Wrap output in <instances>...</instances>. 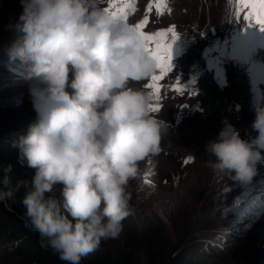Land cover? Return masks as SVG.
<instances>
[{
  "label": "clouds",
  "instance_id": "1",
  "mask_svg": "<svg viewBox=\"0 0 264 264\" xmlns=\"http://www.w3.org/2000/svg\"><path fill=\"white\" fill-rule=\"evenodd\" d=\"M20 34L7 49L28 67L37 119L14 142L34 169L21 200L30 229L65 264H81L116 238L133 214L131 181L159 151L165 121L150 111L158 61L137 28L107 9L109 0H20ZM71 90V91H70ZM249 140L225 122L205 151L210 166L243 185L264 163V106H256ZM11 165L0 201L11 198ZM60 186L59 198L52 195ZM8 189V190H5Z\"/></svg>",
  "mask_w": 264,
  "mask_h": 264
},
{
  "label": "rangeland",
  "instance_id": "2",
  "mask_svg": "<svg viewBox=\"0 0 264 264\" xmlns=\"http://www.w3.org/2000/svg\"><path fill=\"white\" fill-rule=\"evenodd\" d=\"M154 3L133 0L134 10L128 12L127 22L135 25L147 20L146 34L175 26L178 39L173 41L170 34L167 39L173 65L159 87L176 82L174 88L181 91L167 94L164 105L145 86L151 79L130 82L132 87L151 91L150 105L159 106L152 114L166 124L159 151L140 162L138 178L129 185L133 214L123 221L118 237L103 240L85 259L111 252L131 253L141 261L154 248V238L160 236L167 241L164 254L177 249L197 253L204 264H264V163L257 165L251 182L243 185L216 172L209 163L214 157L205 151L225 122L244 140L256 135L251 124L255 107L264 106V77L259 75L264 68L255 75H244L239 66L242 60L232 50L247 38L259 54L246 67L264 66V31L254 21L243 19L237 28L226 25L219 29L215 22H208L195 34L194 30L189 32L183 18L170 14L168 6L162 14L157 13ZM13 7V0H0V156L10 159L31 182L35 170L20 162L19 151L13 147L37 119L29 93L28 67L10 60L7 54L20 35L17 16L10 15ZM231 18L230 11L226 20ZM202 50L222 64L221 70L200 64ZM59 194L57 185L52 195L59 198Z\"/></svg>",
  "mask_w": 264,
  "mask_h": 264
},
{
  "label": "trees",
  "instance_id": "3",
  "mask_svg": "<svg viewBox=\"0 0 264 264\" xmlns=\"http://www.w3.org/2000/svg\"><path fill=\"white\" fill-rule=\"evenodd\" d=\"M11 165L8 174V189L13 193L11 198L0 201V264H65L47 247L44 240L30 229L25 217V208L21 203L26 189L22 170L18 169L8 158L0 156V179L5 175L4 168ZM30 183V182H28ZM2 187V186H0ZM5 189V190H8ZM165 237L156 236L154 248L145 259L139 261L131 253L107 252L81 260V264H204L205 260L196 257L195 252L181 253L171 249L163 253L167 241ZM157 242V244H156Z\"/></svg>",
  "mask_w": 264,
  "mask_h": 264
},
{
  "label": "bare ground",
  "instance_id": "4",
  "mask_svg": "<svg viewBox=\"0 0 264 264\" xmlns=\"http://www.w3.org/2000/svg\"><path fill=\"white\" fill-rule=\"evenodd\" d=\"M13 2L16 5V7L15 8L13 7V11L10 13V15L11 18L17 16L16 20L19 21V16L22 12L20 0H13ZM167 6L168 9L170 10V14H174L173 15L174 17L179 16L178 18H183L184 21L187 22L190 26V29H188L189 32H192L194 30L196 33L195 32L193 33L195 34L200 33L201 31L199 30L200 27L206 28L208 22H215L214 26L219 29L220 28L224 29L226 25L229 26L235 25L237 28L238 21L242 22L243 19H245L244 17L247 15L249 11L248 9H241L239 16L237 15V8L240 7L239 0H167ZM230 11L232 18L231 20L227 21L226 17ZM204 19H207L205 23L202 22ZM203 30L207 31V29H202V31ZM232 51L235 52L234 55H238V57L241 58L242 63L240 62L241 64H239V66L242 69H244V75H250V76L255 75L258 71L264 68V66L261 65L259 66L256 65L255 68H249V69L246 67L249 62L254 63L255 55L258 57L259 54L256 52V47L252 46L250 44V40H248L247 38H245L244 41L241 40V43ZM217 58L218 57H216V59ZM219 61L221 60L219 59ZM231 62H234V58H232ZM200 64L204 65V67L209 70H213V69L221 70L222 68V64H218L217 61H215L212 57H209L206 52H203V50L200 56ZM259 75L264 77V69L262 72L259 73ZM159 83L162 82L159 81ZM175 83L176 82L171 83V87L160 88L159 98L164 105H165V96L167 94H176L177 91L174 90ZM154 106H157V104H155ZM158 111H153V113Z\"/></svg>",
  "mask_w": 264,
  "mask_h": 264
},
{
  "label": "snow or ice",
  "instance_id": "5",
  "mask_svg": "<svg viewBox=\"0 0 264 264\" xmlns=\"http://www.w3.org/2000/svg\"><path fill=\"white\" fill-rule=\"evenodd\" d=\"M240 7L237 8V15L239 16L241 9H248L245 20L254 21L255 25L259 26L261 31H264V0H239ZM153 7L149 5V11ZM154 7L157 13H163L167 7V0H155ZM114 17L123 18L127 21V14L129 11L134 10L133 0H120L117 3L116 0H110L109 7L107 9ZM170 12V10H169ZM147 23L145 20L142 23L135 24L134 26L139 30L148 44L149 50L152 52L156 60L158 61L160 75H154L151 78V83H147L145 86L152 90L153 94L159 99V81L171 70L172 67V46L167 43L169 34L173 41L178 37L175 32V26H170L167 30L158 31L153 34H146L144 26ZM154 45V47H152ZM175 91L180 92L181 89L177 87ZM150 111H158L159 106L150 105Z\"/></svg>",
  "mask_w": 264,
  "mask_h": 264
},
{
  "label": "water",
  "instance_id": "6",
  "mask_svg": "<svg viewBox=\"0 0 264 264\" xmlns=\"http://www.w3.org/2000/svg\"><path fill=\"white\" fill-rule=\"evenodd\" d=\"M6 201V200H5Z\"/></svg>",
  "mask_w": 264,
  "mask_h": 264
}]
</instances>
